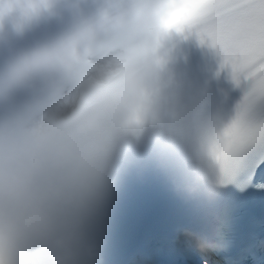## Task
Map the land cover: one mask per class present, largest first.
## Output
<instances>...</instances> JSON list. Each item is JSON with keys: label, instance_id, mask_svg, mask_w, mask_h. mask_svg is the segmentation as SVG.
<instances>
[{"label": "clouds", "instance_id": "obj_1", "mask_svg": "<svg viewBox=\"0 0 264 264\" xmlns=\"http://www.w3.org/2000/svg\"><path fill=\"white\" fill-rule=\"evenodd\" d=\"M56 3L0 0V25L12 19L22 33ZM68 3L73 26L0 71V264H105L112 198L145 147L213 226H184L185 237L200 252L227 248V219L208 213L230 188L248 190L249 153L229 125L164 95L166 42L191 34L207 0ZM261 98L249 97L248 111Z\"/></svg>", "mask_w": 264, "mask_h": 264}, {"label": "snow or ice", "instance_id": "obj_2", "mask_svg": "<svg viewBox=\"0 0 264 264\" xmlns=\"http://www.w3.org/2000/svg\"><path fill=\"white\" fill-rule=\"evenodd\" d=\"M191 31H195L201 43L210 42L222 51L224 65L231 66L234 78L244 76L254 78L255 82L228 129L236 138L238 150L249 153L242 180L252 191L236 196L229 189L218 210L208 213L218 212L227 219L224 231L227 248L200 252L187 238L188 244L202 264H220L221 260L223 264H264V153L254 152L258 145L264 144V124H253L247 119L249 97L264 94V0H207ZM242 196L247 199L241 200ZM250 202H258L260 216L245 221L241 212ZM190 225L197 231L213 228L205 215L196 212Z\"/></svg>", "mask_w": 264, "mask_h": 264}]
</instances>
